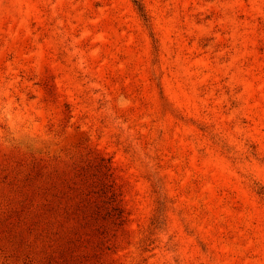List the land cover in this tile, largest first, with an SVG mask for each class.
<instances>
[{"label": "rangeland", "instance_id": "1", "mask_svg": "<svg viewBox=\"0 0 264 264\" xmlns=\"http://www.w3.org/2000/svg\"><path fill=\"white\" fill-rule=\"evenodd\" d=\"M0 0V264H264V0Z\"/></svg>", "mask_w": 264, "mask_h": 264}, {"label": "trees", "instance_id": "2", "mask_svg": "<svg viewBox=\"0 0 264 264\" xmlns=\"http://www.w3.org/2000/svg\"><path fill=\"white\" fill-rule=\"evenodd\" d=\"M132 1L139 9H141V3L139 0H132Z\"/></svg>", "mask_w": 264, "mask_h": 264}]
</instances>
